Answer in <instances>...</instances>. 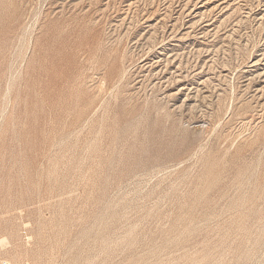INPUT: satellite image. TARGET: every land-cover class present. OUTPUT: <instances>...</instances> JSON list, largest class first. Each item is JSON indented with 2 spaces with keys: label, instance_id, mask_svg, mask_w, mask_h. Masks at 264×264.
Listing matches in <instances>:
<instances>
[{
  "label": "rangeland",
  "instance_id": "obj_1",
  "mask_svg": "<svg viewBox=\"0 0 264 264\" xmlns=\"http://www.w3.org/2000/svg\"><path fill=\"white\" fill-rule=\"evenodd\" d=\"M0 264H264V0H0Z\"/></svg>",
  "mask_w": 264,
  "mask_h": 264
}]
</instances>
